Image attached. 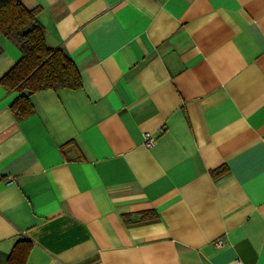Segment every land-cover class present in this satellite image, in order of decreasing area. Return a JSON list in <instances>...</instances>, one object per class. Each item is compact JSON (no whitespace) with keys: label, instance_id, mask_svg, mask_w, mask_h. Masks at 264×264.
Returning <instances> with one entry per match:
<instances>
[{"label":"crops","instance_id":"obj_1","mask_svg":"<svg viewBox=\"0 0 264 264\" xmlns=\"http://www.w3.org/2000/svg\"><path fill=\"white\" fill-rule=\"evenodd\" d=\"M18 1L80 86L0 34V264H264V0Z\"/></svg>","mask_w":264,"mask_h":264},{"label":"trees","instance_id":"obj_2","mask_svg":"<svg viewBox=\"0 0 264 264\" xmlns=\"http://www.w3.org/2000/svg\"><path fill=\"white\" fill-rule=\"evenodd\" d=\"M0 34L20 51V60L2 78L9 91L19 93L11 104L18 117L32 111L30 97L44 89H77L80 75L74 63L60 50L45 42L36 11L25 9L18 0H0ZM27 240L12 249L7 264H25L30 251Z\"/></svg>","mask_w":264,"mask_h":264},{"label":"built area","instance_id":"obj_3","mask_svg":"<svg viewBox=\"0 0 264 264\" xmlns=\"http://www.w3.org/2000/svg\"><path fill=\"white\" fill-rule=\"evenodd\" d=\"M145 138H146V143H147V144L151 143V138L149 137V135L146 134V135H145ZM215 245H216L217 247H222V246L224 245V243H223V241L218 240V241H216ZM237 264H238V262H237Z\"/></svg>","mask_w":264,"mask_h":264}]
</instances>
